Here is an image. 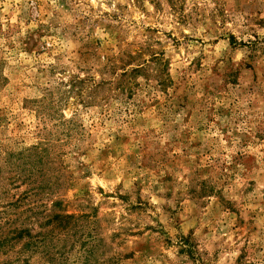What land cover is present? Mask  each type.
Instances as JSON below:
<instances>
[{
	"label": "rangeland",
	"instance_id": "obj_1",
	"mask_svg": "<svg viewBox=\"0 0 264 264\" xmlns=\"http://www.w3.org/2000/svg\"><path fill=\"white\" fill-rule=\"evenodd\" d=\"M0 264H264V0H0Z\"/></svg>",
	"mask_w": 264,
	"mask_h": 264
},
{
	"label": "trees",
	"instance_id": "obj_2",
	"mask_svg": "<svg viewBox=\"0 0 264 264\" xmlns=\"http://www.w3.org/2000/svg\"><path fill=\"white\" fill-rule=\"evenodd\" d=\"M55 218V219H54ZM54 218H53V221H55L56 219H62V220H64V219H70L69 217H67V216H54Z\"/></svg>",
	"mask_w": 264,
	"mask_h": 264
}]
</instances>
